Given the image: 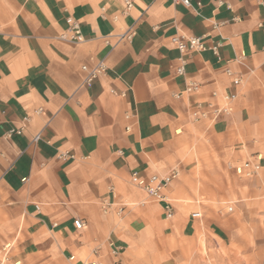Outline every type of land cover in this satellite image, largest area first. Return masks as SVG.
Returning a JSON list of instances; mask_svg holds the SVG:
<instances>
[{"label": "crops", "instance_id": "0c3cea01", "mask_svg": "<svg viewBox=\"0 0 264 264\" xmlns=\"http://www.w3.org/2000/svg\"><path fill=\"white\" fill-rule=\"evenodd\" d=\"M133 2L124 13L121 0H0V264H113L109 240L121 264H191L202 233L219 244L231 233L227 204L239 221L264 217V0ZM68 17L82 42L60 39ZM175 35L221 43L219 55L189 50L179 75ZM101 59L107 73L85 86L82 65ZM190 82L199 89L175 98ZM237 92L230 114L193 120L197 102ZM257 155V177L235 173ZM173 167L169 218L131 174Z\"/></svg>", "mask_w": 264, "mask_h": 264}, {"label": "built area", "instance_id": "2783aa9c", "mask_svg": "<svg viewBox=\"0 0 264 264\" xmlns=\"http://www.w3.org/2000/svg\"><path fill=\"white\" fill-rule=\"evenodd\" d=\"M124 4V13H127L131 11V9L134 7L133 0H121ZM175 4H183L186 7L193 6L191 0H172ZM201 5V3H198V6ZM117 17H114V20H116ZM68 22V28L60 34V39L67 40V41H74V42H82L84 40L83 33L80 27V24L75 20L73 17L67 18ZM134 35V32H128L123 33L119 36L120 40H130L132 36ZM172 41L176 44L179 52L180 57L178 58L179 65L177 68V73L179 75H184L186 71V65H187V57L186 53L189 50L192 51H204V50H211L215 55H219V48L221 46V43H215L212 45H207L205 41L202 39V37H185V36H179L175 35L172 37ZM107 44H110L108 39L105 40ZM82 70L84 72V78H83V84L85 86L91 87L94 82L101 77L102 75L107 73L108 67L104 61V59H101L94 63L93 65L89 66L87 64L82 65ZM226 73L228 76H230L233 80V83L236 85H242L244 84V79L240 74H236L233 72L230 68L226 69ZM200 87V84L197 82H190L187 84L186 88L182 92L174 93V97L179 99L183 96V94H191L193 92H196ZM114 93V91H112ZM217 92H213V96H217ZM237 93H224L222 94V104H217L213 101L209 102H197L195 105V109L197 110V113L194 114L193 120L199 121L201 119H209V120H216L222 115L230 114L233 110V103L238 97ZM37 113L42 112V108H39L36 110ZM131 115L127 114L126 118H130ZM28 119V118H26ZM127 130H130V127L127 126ZM23 132V127L13 128L9 130L5 135L7 138H11L14 134H21ZM40 139V134H37L33 141H37ZM60 158L62 159H73L75 156L68 151L62 152L60 154ZM261 155H257L256 160L254 161H246L242 165H239L235 167V170L237 174L244 175L246 177H254L256 176L260 170H261ZM181 175V170L179 167H173L169 172H167L164 175H158L155 174L151 176L149 179H145L139 176L138 172H133L131 174V182L144 189L147 194L158 201L164 202V209L167 214V217L171 218L173 217V207L168 200L167 196L164 194L165 190L170 186V184L177 178H179ZM26 178L23 179L25 181ZM113 188L110 187V191H112ZM111 206V203L108 200H104L103 202V208L104 211L107 212L109 210V207ZM123 211V208H119L117 210V214H121ZM228 211H233V206L228 207ZM194 217H199L200 214L195 213L193 215ZM74 225L77 229H83L86 224L82 219H75ZM108 244V250L109 253L115 258V261L113 264H121L120 256L122 255L124 249L122 246H118L115 242L112 240H109ZM100 254V247H96L93 249V255L98 256ZM84 264H101V262L97 261H91Z\"/></svg>", "mask_w": 264, "mask_h": 264}, {"label": "rangeland", "instance_id": "374dc122", "mask_svg": "<svg viewBox=\"0 0 264 264\" xmlns=\"http://www.w3.org/2000/svg\"><path fill=\"white\" fill-rule=\"evenodd\" d=\"M235 167L234 171L237 174ZM257 176L258 174L251 178ZM229 206L233 205L227 204L223 215L230 223L231 233L225 235L226 240L222 244L202 233L201 248L196 256L192 257L191 264H264V217L255 211L251 213L248 209L243 211L242 214L245 215L239 221L234 215L236 211H228Z\"/></svg>", "mask_w": 264, "mask_h": 264}]
</instances>
